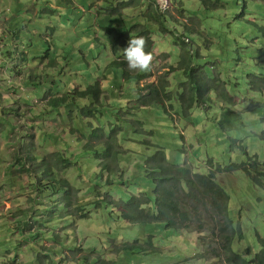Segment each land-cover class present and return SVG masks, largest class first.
I'll use <instances>...</instances> for the list:
<instances>
[{
	"label": "rangeland",
	"instance_id": "1",
	"mask_svg": "<svg viewBox=\"0 0 264 264\" xmlns=\"http://www.w3.org/2000/svg\"><path fill=\"white\" fill-rule=\"evenodd\" d=\"M156 1L162 10H167L180 23L191 18L197 20L196 13L209 16L220 10L223 15H228L232 9H237L239 2L0 0V264H89L83 261V257L96 256L94 260L90 258L96 263L101 251L104 258L113 260L117 258L116 249L123 243L138 241L143 246L147 245L148 234L154 236L153 247L157 249V253L150 252L148 256L141 254L128 260L122 252L118 261L122 264H199L197 255L204 250L203 240L211 236L210 231L214 227L209 208L205 211L203 207L200 208L204 217L201 235L193 230L179 235L156 223L129 224L121 222L115 216L114 220L107 221L106 213L93 210L92 202L86 208V212L91 209L93 211L88 219L76 220L74 224H69L68 220L67 225L63 224V220L57 223L61 230L56 243L42 237L37 239L32 235L22 237L18 233L16 227L22 226V219L28 221L22 214L30 208L29 197H37L32 187L28 186V177L22 172L21 162L18 164L17 161L18 156H25L27 147L38 162L61 149H65L68 158H72L71 154L76 159L82 158L81 170L70 168L62 175L79 189L80 201H93L87 192L88 156L83 155L82 143H77L79 135H88V129L91 130L84 126L87 118L91 117L83 116L86 107L96 108L91 117L93 127L100 126L104 129L112 120L115 123H125H120L121 131L114 134H119V141L123 137L121 134H126L121 147L133 150L129 157L126 156V163L119 165V169L128 168L129 173L126 172V175L134 174L137 161L145 153L153 152V149L146 148V144H141V140H148L149 145L157 141L164 147L171 162L190 164L192 170L199 174H208L213 170L208 164L211 158L215 164L222 166L232 162L248 163L249 157L253 156L264 163V141L256 136L264 132V117L248 112L247 102L237 104L221 100L217 103L218 107L196 105L190 110L189 117L184 118L182 103L174 98L171 100L175 107L173 113L179 116H174L176 121L161 103L139 106L136 101L138 86L157 84L164 75H167L175 93L187 88L182 85L188 81L183 70L173 73V66L178 65L179 55L178 43H173L177 41L170 34H163L157 26L153 27L151 37L154 40V59L152 70L144 79L138 82L133 78L126 81L120 68L108 67L111 61L120 56L122 48L115 51L112 49V39L105 27H130L136 17L141 22H146L144 12L154 6ZM243 1H246L252 11L249 12L251 15L260 17L258 14L262 10L252 6L256 4V0H240ZM154 20L151 17V22ZM212 24L217 25L215 22ZM176 26L182 28L179 23ZM174 31L177 29L174 28ZM210 43L212 42L206 39L205 47ZM197 47L195 45V49ZM201 52L203 53L202 48ZM96 82L100 83L103 90L99 100L76 96L78 91H84L90 85L95 86ZM131 99L134 100L130 102ZM129 103L131 111L128 112ZM120 115L145 121V125L134 124V120L126 119V116L123 117L126 122L122 119L117 121L116 117L119 118ZM133 125L145 133L152 129L157 135H134L139 133L130 129ZM176 131L184 133L187 145H191L187 148V153L178 149L186 146L178 134H175L177 138L171 136ZM26 135H34V140H27ZM133 138L138 142L129 143L128 140ZM91 163L92 167L93 162ZM140 175L130 181L128 189L151 193L154 189L151 179H142ZM216 182L230 196L231 218L235 224L240 222L244 230V243L240 247L234 245L235 251L241 252L244 245L253 252L257 251L256 233L264 238V188L256 187L244 172L217 174ZM51 200L44 198L45 203ZM67 227L72 231H62ZM53 235L51 229L48 236ZM198 244L203 247L200 248ZM76 245H81V248L77 246L76 250L70 251ZM50 248H56L57 255H52L48 251ZM96 249L99 252L96 253ZM45 254L51 259H46ZM76 258L81 260H73ZM205 264H213L212 259Z\"/></svg>",
	"mask_w": 264,
	"mask_h": 264
},
{
	"label": "trees",
	"instance_id": "2",
	"mask_svg": "<svg viewBox=\"0 0 264 264\" xmlns=\"http://www.w3.org/2000/svg\"><path fill=\"white\" fill-rule=\"evenodd\" d=\"M252 6L262 10L258 14L260 17L251 15L249 12L252 11L248 8L246 1L240 2L239 0L237 9H232L228 15H223L220 10L209 16L196 13L197 20L191 18L187 20L188 22L180 23L167 10H162L156 1L154 6H150L144 12L146 22H141L136 17L130 27L116 28L113 25L105 27L112 39L111 46L114 51L118 48H126L131 37L143 36L147 41L145 51L152 54L154 40L151 33L155 26L163 34H170L173 40L177 41L173 42L174 44L178 43L179 59L177 60L178 65L173 66V73L183 70L188 76V81L182 85L187 88L175 93L169 84L170 80L167 75H164L157 84H149L146 87L138 86L139 93L137 91L136 101L139 106L141 104L149 106L154 102L161 103L165 111L176 121V117L179 116L173 113L175 107L171 100L174 98L181 101L184 118L189 117L190 110H193L196 105L198 107L209 105L218 107L217 103L221 100L237 102V104L247 102L249 103L248 112L264 117V0H256V4ZM191 15L192 11H190ZM151 17L155 18L153 22H151ZM174 21L181 24L182 28H178ZM213 22L217 25H213ZM174 28L177 31H174ZM206 39L212 42L207 47H205ZM195 45L198 46L197 49ZM108 67L120 68L126 81L133 78L138 82L149 75L140 72L131 73L122 54L111 61ZM102 94L100 83L96 82L95 86L90 85L84 91H78L76 96L99 100ZM133 100L131 99L130 102ZM128 107L129 112L131 111L130 103ZM228 109L233 113L230 108ZM95 110V107H86L83 110V116L87 118L91 115L92 117ZM126 115L116 117L117 121L124 120L123 117ZM91 117L87 118L88 121L84 123V126L91 130L88 129V135H79L77 143L83 145L84 154H81L88 156L87 192L93 201L88 203L80 201L79 189L75 188L65 175H62L70 168L81 170L83 168L82 158L76 159L73 154H71L72 158H68L65 155V149H61L62 151L52 152L48 158L43 157L38 162L37 157L34 154L31 155L28 147L24 159L18 156V164L21 162L22 172L27 174L28 186L32 187L37 195L36 198L29 197L30 208L23 211L22 216L28 218V221L25 222L22 219V226L16 227L22 237L32 235L37 239L42 237L55 241V243L58 242L61 226L57 223L63 220V224L67 225L68 220L69 224H74L76 220L88 219L93 213L92 209L86 212V208L91 206L90 202H92L93 210H102L106 213L107 221L117 217L121 222L129 224H162L166 229L176 231L179 235L192 230L198 231L201 235L204 228V217L201 215L200 208L203 207V211L207 208L211 209L214 227L210 231L211 236L203 240L204 250L197 255V259L200 260L199 264H205L209 259H212L213 264H264V238L258 233H256L257 251L253 252L246 245L242 247L241 252L235 251L234 245L240 247L244 243V230L240 222L235 224L231 218L230 196L216 182L217 174L230 175L235 172H244L256 187L264 188V163L260 162L257 156L249 157L250 162L248 163L232 162L226 166L215 164L214 159L211 158L208 164L213 167V170L208 174H199L192 170L190 164L184 162L180 165L171 162L166 150L157 141L149 145L148 140H141L139 142L146 144L147 147H145L153 149V152L145 153L137 161L135 173L126 175L128 168L122 170L119 169V165L126 163V156L129 157L133 150H124L121 147L122 142L126 140V134H121L123 137L120 141L119 134H114L121 131L122 124L120 123L124 122L115 123L112 120L103 129L100 126L93 127ZM127 117L125 118L134 120V124L145 125V121ZM130 129L138 132L139 134H134L137 136H141V133L150 134L151 137L157 135L152 129L145 133L135 125ZM144 131H146L145 128ZM175 134H178L186 145L178 148L179 151L187 153V148L191 145H187L184 133L176 131L171 136L177 138ZM256 136L264 141V132ZM26 139L33 141L34 135H26ZM86 139L87 142L84 143ZM134 141L138 142L134 138L128 140L129 143H135ZM141 147L144 148V146ZM91 162H93L92 167ZM138 174H141L142 179H151L154 188L151 193L128 189L127 185L135 177L138 178ZM44 198L52 200L45 203ZM51 229L54 232L52 237L48 236ZM66 229L71 230L67 227L62 231ZM153 238L152 234H148L145 246L139 244L138 241L132 244L123 243L116 249L117 258L113 260L104 258L103 251H101L96 263L93 261L96 256L93 255H85L83 261L89 264H122L118 261V256L122 252L128 260L141 254L148 256L150 252L157 253V249L153 247ZM200 244L198 245L201 248ZM77 246L81 248V245H76L70 251L76 250ZM48 251L52 255H57L56 248H50ZM97 252L99 251L96 249ZM45 257L51 259L49 255L45 254ZM73 260L80 261L81 259Z\"/></svg>",
	"mask_w": 264,
	"mask_h": 264
},
{
	"label": "clouds",
	"instance_id": "3",
	"mask_svg": "<svg viewBox=\"0 0 264 264\" xmlns=\"http://www.w3.org/2000/svg\"><path fill=\"white\" fill-rule=\"evenodd\" d=\"M146 43L143 36L131 37L127 42V47L119 51L130 71L148 73L152 70L154 57L151 52L145 51Z\"/></svg>",
	"mask_w": 264,
	"mask_h": 264
}]
</instances>
